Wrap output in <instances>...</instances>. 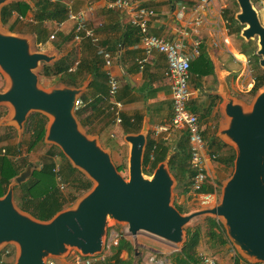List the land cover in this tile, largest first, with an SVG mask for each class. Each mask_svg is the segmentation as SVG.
I'll use <instances>...</instances> for the list:
<instances>
[{
	"label": "water",
	"instance_id": "water-1",
	"mask_svg": "<svg viewBox=\"0 0 264 264\" xmlns=\"http://www.w3.org/2000/svg\"><path fill=\"white\" fill-rule=\"evenodd\" d=\"M11 1L0 0V12ZM235 2L234 19L242 27L239 37L256 45L258 67L264 72V26L251 0ZM2 25L0 19V73L7 83L0 91V106L8 110L5 125L20 132L31 113L44 115L48 122L43 142L57 147L92 183L68 208L42 222L21 211L14 201V188L31 178L33 163L11 180L0 197V252L11 245L13 264H45L48 258H67L71 252L95 256L106 243L108 222L120 226L125 237L143 235L178 250L186 241L187 226L202 217L221 224L239 256L264 264V85L248 105L236 100L230 96L219 62L211 56L223 99L217 137L232 147L235 159L217 202L182 213L174 205L171 149L150 176L143 173L147 119L138 133L123 136L128 151L125 178L113 163L110 149L102 147L97 135L91 137L83 131L75 116L86 87L59 84L41 89V66H51L56 57L33 49V38L3 31Z\"/></svg>",
	"mask_w": 264,
	"mask_h": 264
},
{
	"label": "crops",
	"instance_id": "crops-1",
	"mask_svg": "<svg viewBox=\"0 0 264 264\" xmlns=\"http://www.w3.org/2000/svg\"><path fill=\"white\" fill-rule=\"evenodd\" d=\"M47 1L60 3L65 6L67 11L71 10L74 13L89 8L88 25L94 30L98 38L97 42L93 43L90 40H84L79 44L75 43L72 40L74 24L66 18L63 20L37 22L33 18L36 7L32 0H12L7 4L6 6L25 3L29 10L25 16L13 11L4 27L6 26V30L13 34L33 38L36 49L55 56V61L67 56L77 57L79 61H101L100 63H103L101 71L104 74L106 73L104 60L98 54V51L101 49L108 51L112 56L113 62L110 71L116 75L119 85L115 99L122 103L121 113L128 116L142 115V124L147 119L149 127L148 138L168 141L171 145L172 155L178 154V161L183 157L184 159L180 160V162H183L188 169L187 132L170 128L172 102L171 90L167 79L164 77V71L167 66L165 56L154 51L147 57L143 70L140 71L138 69L137 60L143 56L140 37L137 31L130 26L129 16L126 11L108 8L107 4L112 0ZM132 1L142 7L151 8L156 12V15L148 22V32L150 34L172 42L181 41L186 50H190L195 41H200V52L206 53L210 61L211 56H213L219 62L231 97L236 99L233 92L236 93L237 89L241 92H243L242 90H245L244 92L251 91L253 77L249 73L247 58L240 53V43L234 38L232 39L222 15V11L228 7V0H209L203 7L198 6V0ZM198 17L201 18V24L195 32L193 22ZM50 36H54V38L50 39ZM90 81L91 78H88L83 83L82 86L86 87L83 94L91 93L88 88ZM189 87L191 97L188 108L191 111L194 110L195 112H193L199 117L201 134L204 140L205 170L209 182L208 186L211 188L210 192L215 193L219 198L222 185L231 175L233 168H226L216 160H213L209 154L212 149H210L208 138L211 135H214L227 148L232 149L223 139L217 137V133H209V129H212V125L216 122L217 124L215 125L218 126L219 130L220 121H213V117L216 112H218V119L221 117L219 109L223 103L222 97L218 94L219 85L215 78L214 69L212 75L198 80L191 78ZM146 108H148V112ZM0 109L4 111V114L0 116V129L10 128V126L5 125V120L8 119L7 108L2 105ZM103 122L97 121L95 125L100 126ZM159 127L165 128V131L156 135L155 131ZM114 134L124 136L120 124H112L100 135H97L100 143L101 140L104 143H101L102 147L117 152L121 147L124 149L125 146L127 150V145L124 141L118 140ZM227 148L224 150H227ZM179 173L176 169L173 173L171 172L175 179V176H179ZM183 188V183L178 184L176 180L175 189L178 191L175 203L177 204L174 205L182 207L186 211L183 213H189L195 210L193 207L190 208V202L196 199L198 203L199 194L190 192V189L187 193H181ZM207 218H203L204 221L202 223L197 222L193 227H199L201 231L199 244L196 247V255L201 253L212 254L217 257L218 264H253L239 256L229 241L221 244L215 238H212L213 235H210L211 231L206 225ZM194 220L197 221L198 218ZM149 239L143 235H139L136 238L126 237V240L133 247V253L130 254L124 249L119 254L120 258L123 261L132 259V264H163L166 261L168 262V258L173 252L177 251L166 244V247L172 250L171 253L163 249L165 247L163 245L160 250L152 249L148 244ZM115 249L116 247L112 248L108 257L115 252ZM151 250L155 252L153 253ZM72 253L74 252H71L67 258H59L58 264H71L69 257ZM157 254L163 255V257L158 259ZM138 260H140L139 263H137ZM13 261H10V263L13 264Z\"/></svg>",
	"mask_w": 264,
	"mask_h": 264
},
{
	"label": "trees",
	"instance_id": "trees-1",
	"mask_svg": "<svg viewBox=\"0 0 264 264\" xmlns=\"http://www.w3.org/2000/svg\"><path fill=\"white\" fill-rule=\"evenodd\" d=\"M32 1L36 7L33 18L39 23L45 20H63L67 16L65 6L60 3H51L47 0ZM251 1L255 3L258 0ZM233 4L237 6L235 1H233ZM28 10L29 7L25 3L4 6L0 12L1 22L3 25L6 24L13 11L17 12L19 15L25 16ZM222 15L229 29V34L232 37L235 36V39L240 42V53L245 55L248 60L252 61H249V69L253 74V86L250 91L253 96L264 85V72L259 69L258 58L255 56L256 45L252 41L247 43L239 37L242 27L235 21L234 13L231 12L229 6L222 11ZM76 62H78V65L75 71L68 72L69 68L74 66ZM100 62L101 61L97 60L95 62L79 61L77 57L67 56L60 58L51 66L43 64L39 71L40 77L57 76L59 78V83L71 88H79L88 78H91L88 85L91 93H85L80 97V104L75 110V116L82 127L87 128L89 133L97 135H100L107 127L115 124L114 113L111 111V105L108 102V80L106 75L101 71L103 63ZM189 73V81H191V78L198 80L213 74V66L206 53H200V55L191 62ZM193 111L194 110L191 112ZM2 114H4V111L0 109V116ZM120 117V126L124 134H136L140 131L143 119L142 115L128 116L124 113H120ZM97 121L104 122L99 126L95 125ZM47 122V117L40 113H33L27 118L25 131L29 134V139L23 142V145L26 147V153L31 152L38 144L44 141ZM96 126L98 130L90 131ZM10 130L13 131V128H6L7 132L3 135L0 134V144L9 142L2 145L0 148V197L5 194L11 180L18 176L28 164V162L23 161V159L20 160L18 154H20L21 145L11 142L13 137L9 135L8 131ZM208 140L210 149H212L209 153L210 157L226 168L232 169L235 158L234 151L227 148L226 145L221 143L214 135H211ZM226 148L227 150H224ZM125 149L124 146V149L118 152V154ZM170 149L171 145L168 141H158L149 137L143 155V173L150 176L157 165L166 159ZM45 156L46 160L42 162V167L39 170H34L29 180L14 188V200L17 207L21 211L30 214L33 218L42 222L49 221L56 213L66 208L68 205L73 204L78 195L87 192L92 187L91 181L84 177L77 169L73 168L57 147L50 146ZM55 156L65 160L66 163L63 166H56L57 164L54 160ZM183 159L182 157L180 160L182 161ZM180 160L178 161V154L172 155L169 159V169L172 173L175 169L180 172L179 176L176 175L175 177L178 184L183 183L184 185L181 193H187L190 189L192 173L183 162H180ZM56 167L59 168L57 173ZM116 168L122 174L126 172L125 165L116 164ZM57 175L61 177L60 183L65 184L66 189L69 186L72 190L68 195L60 191ZM208 185L209 182L206 179V184L201 191L202 193L211 191ZM175 206L180 212H186L182 207ZM206 225L209 231H211L210 235H213L212 238H215L217 242L221 244L228 242L224 229L218 221L214 218H207ZM200 237L201 231L199 227L186 229V241L179 251H175L169 256V264H200L198 255H196V247L199 244ZM124 249L130 254L133 253L132 245L126 240V237L122 235L115 252L102 264H132V259L123 261L120 258L119 254ZM139 262L140 260H138L137 263ZM163 264L168 263L166 261Z\"/></svg>",
	"mask_w": 264,
	"mask_h": 264
},
{
	"label": "built area",
	"instance_id": "built-area-1",
	"mask_svg": "<svg viewBox=\"0 0 264 264\" xmlns=\"http://www.w3.org/2000/svg\"><path fill=\"white\" fill-rule=\"evenodd\" d=\"M209 0H198L199 7H203ZM109 9L126 11L129 16V24L137 31L140 37V45L142 47L143 56L137 60L138 69L143 70L144 64L147 62V57L152 52H158L165 56L167 66L164 71V77L167 79L169 88L171 90L172 102V117L171 129L185 130L187 132L188 141V169L192 173L190 180V192L199 194V207H211L214 205L218 197L215 193L205 192L202 189L206 184V170L204 158V140L201 134V127L198 117L195 113L188 109V103L191 97L189 87V68L193 60L200 55V41H195L190 50H186L184 44L179 42H172L163 38L152 35L148 32V22L156 15V12L147 7H142L132 0H112L107 4ZM89 8L74 13L71 10L67 11L66 19L74 24L72 40L75 43H81L84 40H90L96 43L98 38L94 30L88 25ZM201 24V18L198 17L193 22L196 29ZM54 36H50L53 39ZM104 60V67L106 68V78L108 80V102L111 105V111L114 113V123L120 124V113L122 110V103L115 99L118 92L119 85L117 83L116 75L110 71L113 64L111 54L106 50H99ZM248 63V62H247ZM78 62L70 67L68 72H74ZM79 102L77 107L79 106ZM165 131V128L159 127L155 134ZM153 158V157H152ZM59 168L56 167V173ZM61 177L57 175L60 191L65 190V184L60 183ZM123 235L122 229L113 231L111 236H107L106 243L101 253L84 257L77 253H72L69 259L71 264H102L106 261L112 248L118 246L119 239ZM124 236V235H123ZM9 250L2 249L0 252V264H9L8 257ZM200 264H218L216 258L208 253H201L198 255ZM58 258H48L45 264H58Z\"/></svg>",
	"mask_w": 264,
	"mask_h": 264
},
{
	"label": "rangeland",
	"instance_id": "rangeland-1",
	"mask_svg": "<svg viewBox=\"0 0 264 264\" xmlns=\"http://www.w3.org/2000/svg\"><path fill=\"white\" fill-rule=\"evenodd\" d=\"M233 1H235V0H228V6H229V8H230V10H231V12L232 13H236L237 11H238V6H235L234 4H233ZM236 3V2H235ZM237 5V4H236ZM254 8L256 9V11L258 12V15H259V19H260V22H261V24L264 26V0H258L257 2H255L254 3ZM6 27V26H5ZM4 27V25H2V30L3 31H5V28ZM13 30V29H12ZM17 30V29H16ZM35 30H37V29H35ZM34 30V31H35ZM235 39V36H233L232 37V39ZM235 40H237V39H235ZM238 42H239V40H238ZM240 43V42H239ZM36 47H33V49H35ZM247 58V57H246ZM247 61H248V68H249V61H251V60H248V58H247ZM252 62V61H251ZM260 69V68H259ZM249 70V69H248ZM261 70V69H260ZM251 71V70H250ZM249 71V73H250V76L251 77H253V74H252V72H250ZM262 71V70H261ZM59 78L57 77V76H50V77H40V76H38V86L41 88V89H43V90H49V89H51V88H53V87H55V86H57V85H59V84H61V83H59V80H58ZM6 85H7V83H6V81H5V78H4V76L0 73V91H2L5 87H6ZM252 88V87H251ZM237 92L236 93H234L233 92V94H234V96L236 97V100H238V101H241L242 103H244V104H246V105H248L250 102H251V100L253 99V96L251 95V93L250 92H244L245 90H242L243 92H241V91H239L238 89L236 90ZM217 113L218 112H216L215 113V115H214V117H213V121L215 120H217V121H220V118L218 119V116H217ZM33 113H31L30 115H32ZM212 118V117H211ZM210 121H212V120H210ZM215 124H217V122L215 123ZM212 125V129H209V133L210 134H216L217 133V130H218V126L217 125ZM82 130L83 131H85L89 136H91V137H94V136H96L97 134H93V133H89V131L87 130V128H84V127H82ZM92 130H98V128H97V126L96 127H94V128H92L90 131H92ZM7 131H6V128H1L0 129V134L1 135H3V134H5ZM9 132V135H11L13 138L11 139V142L12 143H14V144H19V145H21V147H20V154H18L19 155V158H20V160L21 159H23V161H26V162H28V163H33V169H32V171L33 170H38L39 169V165L40 164H42V162L43 161H45L46 160V156H45V154H46V152H47V150L50 148V146H54V145H52V144H50V143H47V142H42V143H40V144H38L31 152H29V153H26V147L23 145V142H25V141H27L28 139H29V134H27L26 132L27 131H25V124H24V128L22 129V130H20V132H18L17 131V129H15L14 127H13V131H8ZM116 134H114V136H115ZM117 136V139L118 140H120V141H122L123 142V135H121V134H118V135H116ZM107 142V141H106ZM6 143H9V142H4V143H1L0 144V148H1V146L2 145H4V144H6ZM101 143L102 144H104L103 143V141L101 140ZM100 143V144H101ZM101 144V145H102ZM103 146V145H102ZM1 150V149H0ZM122 149L120 148L117 152H115L114 150H111V158H112V161H113V163L115 164V166H116V164H120V165H125L126 166V172L124 173V174H122L121 173V175L123 176V177H127V165H128V151L125 149L123 152H121V153H119L118 154V152H120ZM27 154V155H26ZM26 155V156H25ZM54 160H55V163L57 164L56 166H59V165H61V166H63L65 163H66V161L65 160H62V159H60V157H57V156H55V158H54ZM67 160V159H66ZM68 161V160H67ZM66 186V185H65ZM177 191L178 190H176L175 188H174V191H173V193H174V204H177V203H175L176 201H175V199H176V193H177ZM70 192H72V190L69 188V186H68V188L66 189L65 188V190L63 191V193L64 194H66V195H68ZM78 196H80V195H78ZM15 201V200H14ZM189 201H190V199H189ZM16 203V202H15ZM191 206H190V208H192L193 207V209H197V208H201V207H199V205H198V203H197V201H196V199H194V200H192L191 202ZM70 205H68L66 208H68ZM203 218L204 217H202V218H198V220L196 221V220H194V221H192L190 224H189V226H187V228L186 229H188V228H193L194 227V225L198 222V223H202V221H204L203 220ZM119 229H121V227L120 226H113V225H111V222L109 223H107V231H108V233H107V236L108 237H110L111 236V233L113 232V231H119ZM152 240V241H151ZM148 244H149V246L150 247H152V249H161L160 247H162V245L163 246H165V247H163V249H165L166 251H169L170 253L172 252V250L169 248V247H166V245L164 244V243H162V242H159V241H156V240H153V239H149L148 240ZM181 247H178V250L177 251H179V249H180ZM4 250H9V251H11L10 252V256L8 257V261L10 262V261H13V258H14V255H15V252H14V249H13V247L10 245V246H6V247H4L3 248ZM153 253L155 252L154 250H151ZM152 253V254H153ZM212 255V254H211ZM214 256V255H213ZM163 257V255H161V254H157V258L159 259V258H162ZM215 257V256H214ZM216 258V260H217V257H215ZM61 259H63V258H61ZM160 262V261H159ZM168 264H169V261L167 262Z\"/></svg>",
	"mask_w": 264,
	"mask_h": 264
}]
</instances>
